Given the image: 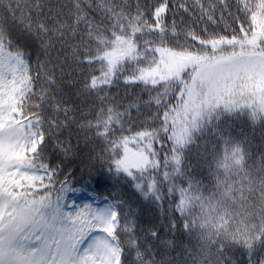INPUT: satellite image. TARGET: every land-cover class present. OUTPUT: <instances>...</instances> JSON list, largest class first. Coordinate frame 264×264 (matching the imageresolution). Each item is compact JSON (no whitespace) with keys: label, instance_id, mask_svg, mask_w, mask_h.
<instances>
[{"label":"trees","instance_id":"obj_1","mask_svg":"<svg viewBox=\"0 0 264 264\" xmlns=\"http://www.w3.org/2000/svg\"><path fill=\"white\" fill-rule=\"evenodd\" d=\"M250 57L264 0H0V134L22 131L14 161L39 176L0 179V260L74 264L100 231L65 218L78 196L112 206L118 264L258 260V212L226 242L200 221L264 183V87L212 98L217 68Z\"/></svg>","mask_w":264,"mask_h":264},{"label":"rangeland","instance_id":"obj_2","mask_svg":"<svg viewBox=\"0 0 264 264\" xmlns=\"http://www.w3.org/2000/svg\"><path fill=\"white\" fill-rule=\"evenodd\" d=\"M249 60L244 63L241 61L229 62L217 68L212 90L213 99L227 95L240 80L264 87V58L250 57ZM30 146L31 141L27 138L23 139L18 130L0 134V179L9 177L17 181L22 180L28 185L39 179L37 173L24 170L20 163L14 161ZM1 187L0 183V189ZM62 209L68 221L75 214H83L91 218L101 230L98 234L87 236L78 246L74 264H84L86 260L89 264H118V250L109 234L117 226V219L107 202L97 203V201L89 199V196H78L71 202H65ZM11 212H15L13 202L0 194V232L4 219ZM212 213V211L207 212L205 218L203 217L200 221L204 224V221L209 219ZM101 215L103 219H101ZM6 258L9 259H5L3 264H41L45 260V254L36 256L30 253L17 262L14 258Z\"/></svg>","mask_w":264,"mask_h":264},{"label":"clouds","instance_id":"obj_3","mask_svg":"<svg viewBox=\"0 0 264 264\" xmlns=\"http://www.w3.org/2000/svg\"><path fill=\"white\" fill-rule=\"evenodd\" d=\"M258 212L264 224V183L250 190L247 195L241 193L219 204L203 227L219 237L221 241L232 238L233 227L242 216Z\"/></svg>","mask_w":264,"mask_h":264},{"label":"snow or ice","instance_id":"obj_4","mask_svg":"<svg viewBox=\"0 0 264 264\" xmlns=\"http://www.w3.org/2000/svg\"><path fill=\"white\" fill-rule=\"evenodd\" d=\"M101 219H103V216L101 215ZM2 235V234H0ZM261 243H264V235H262ZM0 264H3V261L0 260ZM217 264L219 262L217 261ZM232 264H239L237 261H232ZM247 264H264V255H262L258 260L253 257L251 253L248 254Z\"/></svg>","mask_w":264,"mask_h":264}]
</instances>
